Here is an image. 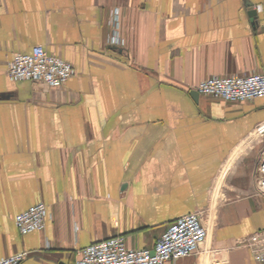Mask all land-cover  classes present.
<instances>
[{
    "label": "crops",
    "instance_id": "obj_1",
    "mask_svg": "<svg viewBox=\"0 0 264 264\" xmlns=\"http://www.w3.org/2000/svg\"><path fill=\"white\" fill-rule=\"evenodd\" d=\"M115 9L122 45L108 43ZM35 45L74 74L11 80L12 55ZM251 73H264V0H0V258L74 264L116 235L152 248L199 211L205 242L174 264H264L239 243L264 230V98L194 96ZM40 202L44 229L21 234L15 216Z\"/></svg>",
    "mask_w": 264,
    "mask_h": 264
},
{
    "label": "built area",
    "instance_id": "obj_2",
    "mask_svg": "<svg viewBox=\"0 0 264 264\" xmlns=\"http://www.w3.org/2000/svg\"><path fill=\"white\" fill-rule=\"evenodd\" d=\"M111 45H122L117 32L118 11H111ZM71 64L50 55L42 45H35L29 53H15L8 62L7 75L11 80H41L52 86L63 84L74 74ZM198 94L211 95L226 101H248L264 98V73L248 75L210 76L200 81ZM264 130V124L261 125ZM258 191L264 194V149L257 166ZM47 215L46 206L37 203L18 213L13 220L21 234L42 230ZM206 227L199 211L177 217L155 241L152 248H132L123 235L96 240L76 250L74 264H174L176 260L196 252L205 242ZM256 262H264V230H257L239 241ZM25 253L18 252L0 258V264H20Z\"/></svg>",
    "mask_w": 264,
    "mask_h": 264
},
{
    "label": "water",
    "instance_id": "obj_3",
    "mask_svg": "<svg viewBox=\"0 0 264 264\" xmlns=\"http://www.w3.org/2000/svg\"><path fill=\"white\" fill-rule=\"evenodd\" d=\"M195 95H198V92H197V91H194V96H195Z\"/></svg>",
    "mask_w": 264,
    "mask_h": 264
}]
</instances>
